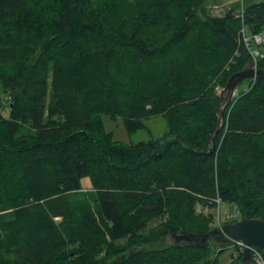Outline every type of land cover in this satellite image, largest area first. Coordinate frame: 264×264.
<instances>
[{
	"label": "trees",
	"instance_id": "16d2710c",
	"mask_svg": "<svg viewBox=\"0 0 264 264\" xmlns=\"http://www.w3.org/2000/svg\"><path fill=\"white\" fill-rule=\"evenodd\" d=\"M204 4L0 0V264H214L224 244L144 245L208 232L216 198L264 219V78L226 104L214 87L248 65L264 0ZM104 115L166 130L123 143Z\"/></svg>",
	"mask_w": 264,
	"mask_h": 264
},
{
	"label": "rangeland",
	"instance_id": "374dc122",
	"mask_svg": "<svg viewBox=\"0 0 264 264\" xmlns=\"http://www.w3.org/2000/svg\"><path fill=\"white\" fill-rule=\"evenodd\" d=\"M252 1L260 0H205V10L211 15H222L228 12L233 6L238 4L239 6L245 7V5ZM239 10V9H238ZM264 38V30L262 32ZM261 53H264V45L259 47ZM248 86V79L242 82L234 90L233 97L236 96L240 89L246 88ZM215 92L217 94L223 89L219 85H215ZM104 129L112 133L115 140L123 143H135L137 141H146L149 139H156L160 137L166 130V121L162 115L151 116L144 120L145 127L141 128L133 133H128L123 125L121 118L117 117L115 119H110L107 115L102 117ZM81 186L83 189H88L91 187V182L89 177H84L81 179ZM198 209H201L200 205H197ZM218 210V215H217ZM219 219L221 225L227 222H232L233 220L241 219L240 211L235 203L232 202H220L218 208L214 212V219ZM213 219V220H214ZM217 227V226H215ZM213 228V227H212ZM171 242L170 237H161L156 242L147 243L144 247H161L166 246ZM222 248V250L217 253L216 261L214 264H242L241 260L237 257V250L235 246H231L229 243L224 244V246L219 247L217 252ZM215 255H212L214 257Z\"/></svg>",
	"mask_w": 264,
	"mask_h": 264
},
{
	"label": "water",
	"instance_id": "95a60500",
	"mask_svg": "<svg viewBox=\"0 0 264 264\" xmlns=\"http://www.w3.org/2000/svg\"><path fill=\"white\" fill-rule=\"evenodd\" d=\"M264 78V67L254 69L247 65L240 71L229 76L224 88L220 91L222 103H228L233 97L237 85L246 79ZM222 112V109H221ZM175 243H185L192 247L206 248L209 244H230L233 241H241L244 244L242 260L251 264L250 248L264 250V219L243 217L234 222H228L221 227H213L205 233H194L183 229L169 235Z\"/></svg>",
	"mask_w": 264,
	"mask_h": 264
},
{
	"label": "built area",
	"instance_id": "2783aa9c",
	"mask_svg": "<svg viewBox=\"0 0 264 264\" xmlns=\"http://www.w3.org/2000/svg\"><path fill=\"white\" fill-rule=\"evenodd\" d=\"M238 15L243 18V6L239 7ZM263 32V31H262ZM262 32L260 33H249L244 25L241 26L239 30V37L241 39L242 44L245 46L248 55H249V63L248 65L253 67L254 69H258L259 59L263 56V53L260 52L259 47L264 45V38L262 36ZM215 202L217 203L216 208L220 203V199L216 198ZM216 210V209H215ZM218 215V210H217ZM212 226L221 227V222L217 218L212 222ZM231 246L237 247L240 251L243 250L244 244L241 241H233ZM250 257L252 260V264H264V250L250 248Z\"/></svg>",
	"mask_w": 264,
	"mask_h": 264
}]
</instances>
